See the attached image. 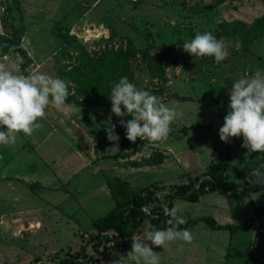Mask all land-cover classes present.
Wrapping results in <instances>:
<instances>
[{"label":"rangeland","instance_id":"374dc122","mask_svg":"<svg viewBox=\"0 0 264 264\" xmlns=\"http://www.w3.org/2000/svg\"><path fill=\"white\" fill-rule=\"evenodd\" d=\"M94 1L0 0L4 8L0 36L17 39L23 35L22 45L33 60L29 72L40 71L67 81L85 52L96 59L107 50L126 49L131 40L134 84L150 93L160 92L163 101L182 116L171 125L166 141L150 143L137 138L133 144L126 133H121L119 142L110 145L103 141L111 108L69 104L67 113H59L50 106L43 127L36 131L40 137L41 180H53L57 188L47 193L51 205L42 202L41 216L29 220L48 222L51 213L54 222L50 221L49 234L40 236L32 232L35 226L13 235L0 233V264H56L74 257L82 247L94 255L90 240L98 231L93 222L114 207L109 183L116 179L135 192L158 182L166 187L158 194L164 199L169 185L195 182L219 153L231 157L234 177L245 173L249 179L251 170L264 165V154L245 157L243 137L229 143L219 139L232 82L244 73L251 75L257 68L264 69V36L246 50L242 40L228 34L224 27L238 21L253 23L264 15V0ZM205 31L223 40L227 52L224 61L216 63L214 58H196L183 51L186 40ZM21 58L8 53L0 55V63L23 74ZM76 91L71 81L69 95ZM112 123L121 126L115 115ZM197 123L201 126L188 129ZM156 152L167 158L162 164L148 165ZM243 185L241 191L246 197L241 201L218 192H208L199 203L177 200L178 215L186 219V224L201 216L233 225L254 219L264 202V188ZM261 222V229L242 230L235 235L212 230L204 223L190 225L186 229L193 235L192 243L176 241L154 251L160 253L161 264H264V212ZM12 238L18 239L12 243ZM251 242L257 256L237 254L245 252ZM130 248L131 243L122 252L106 251L97 264H110ZM227 252L231 253L229 258Z\"/></svg>","mask_w":264,"mask_h":264},{"label":"clouds","instance_id":"9594fccd","mask_svg":"<svg viewBox=\"0 0 264 264\" xmlns=\"http://www.w3.org/2000/svg\"><path fill=\"white\" fill-rule=\"evenodd\" d=\"M182 48L192 57H211L216 63L227 56L223 40L210 31L197 32ZM70 83L40 71L20 74L0 63V146L15 145L21 135L32 136L43 127L42 121L50 106L59 113H67ZM108 98L111 113L105 122V131L107 139L114 143H118L120 137L116 134L112 115L120 118L126 139L133 144L137 138L150 143L166 141L172 131L171 125L182 116L162 97L138 88L127 76L113 84ZM227 107L219 139L229 143L233 138L243 137L241 147L247 149L245 157L264 154V69L257 68L251 75L244 73L232 82ZM129 116L131 119H126ZM250 172L249 183L264 188V165ZM233 182L241 183L235 177ZM165 215L168 227L154 229L149 221H144L132 237L127 254L114 258L110 264H161L160 253L154 251L155 248L164 249L176 241L192 243L191 232L180 228L187 221L178 215L177 207L166 209Z\"/></svg>","mask_w":264,"mask_h":264},{"label":"trees","instance_id":"16d2710c","mask_svg":"<svg viewBox=\"0 0 264 264\" xmlns=\"http://www.w3.org/2000/svg\"><path fill=\"white\" fill-rule=\"evenodd\" d=\"M224 28L228 34L242 40L246 50H249L255 41L264 36V15L251 24L238 21L228 24ZM22 36L20 35L17 39L0 36V55L19 54L22 57L19 64L20 69L24 75H27L33 60L22 45ZM133 52L134 47L131 40L126 49L120 47L119 49L107 50L96 59L90 53L85 52L82 55L80 65L70 71L69 81L76 84L77 91L76 94L68 96L67 104H75L81 107L102 106L111 108L108 97L113 84L123 76H127L129 81L134 83V71L130 62ZM151 93L159 97L162 96L157 91ZM200 126L201 124L197 123L188 129L195 130ZM121 133H126V130L121 126L116 127V134L120 137ZM103 142L110 145L115 144L110 142L107 136ZM166 158L165 154L156 152L148 165L162 164ZM234 166L229 155L219 153L217 160L211 163L208 169L196 178L195 182L169 185L164 199L160 198L158 194L166 190V187L161 186L158 182L135 192L131 191L127 183L116 179L115 182L109 183L110 192L115 200L114 207L105 217L93 222V228L98 231V234L90 240L94 255L87 252V247H82V250L77 252L74 257H66L56 264H97L101 262L106 251H124L144 221H149L157 229L162 230L168 227L166 224L168 217L165 215V211L175 206L177 200L199 203L205 199L208 192H218L236 201H241L246 197V193L241 189H243L244 183H249V179H247V174L239 173L235 178L241 183H234V175L231 173V168ZM263 212L264 202L257 209L256 218L247 219L238 225L221 224L212 216H201L188 221L180 228L186 229L190 225L196 226L204 223L212 230L228 231L231 235H235L242 230L261 229ZM254 246L255 243L251 242L250 247L245 252L237 254L243 257L257 256L258 253ZM226 256L229 258L231 253L227 252Z\"/></svg>","mask_w":264,"mask_h":264},{"label":"crops","instance_id":"0c3cea01","mask_svg":"<svg viewBox=\"0 0 264 264\" xmlns=\"http://www.w3.org/2000/svg\"><path fill=\"white\" fill-rule=\"evenodd\" d=\"M98 1L95 0L93 4ZM82 10L81 13L85 10L83 5ZM39 141V132L35 131L30 137L20 136L15 145L7 148L0 146V233L13 235L35 226L32 232L40 236L49 234L48 230H51V213L48 214V222L29 220V217L41 216L42 202L49 201L48 205H51L50 200H47V193L52 187L55 190L57 188L53 180H41ZM15 239L18 238H12V243ZM40 240L42 241L41 237Z\"/></svg>","mask_w":264,"mask_h":264},{"label":"built area","instance_id":"2783aa9c","mask_svg":"<svg viewBox=\"0 0 264 264\" xmlns=\"http://www.w3.org/2000/svg\"><path fill=\"white\" fill-rule=\"evenodd\" d=\"M137 1V0H136ZM3 10H4V8H1L0 7V14L3 12ZM145 210H147V209H145Z\"/></svg>","mask_w":264,"mask_h":264}]
</instances>
